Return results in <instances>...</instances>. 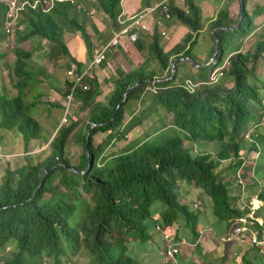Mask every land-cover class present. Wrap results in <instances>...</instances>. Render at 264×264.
Masks as SVG:
<instances>
[{
    "label": "trees",
    "instance_id": "obj_1",
    "mask_svg": "<svg viewBox=\"0 0 264 264\" xmlns=\"http://www.w3.org/2000/svg\"><path fill=\"white\" fill-rule=\"evenodd\" d=\"M120 1L96 0V4L116 22ZM242 5L243 20L236 30L215 31L219 52L208 68L223 66L226 33L234 38H245L251 33L252 19L245 11L244 0ZM168 7L171 19L189 31L183 42L165 52L160 46V36L155 33L150 54L158 69L140 67L119 77L104 103L96 102L100 91L94 78L84 76L78 83L67 79L64 98L72 94L78 113L86 111L87 123L79 127L77 117L76 122L59 127L49 143L48 139L43 142L39 122L29 115L36 105V101L28 98L34 83L30 68L32 52L24 50L22 44L31 38L44 40L49 45V57L69 58L63 28L69 26V31L76 28L87 39L77 18V14L86 12L67 3L57 4L47 13L40 9L21 12L10 42L17 93L9 95L0 86V130L15 133L25 153L33 142L39 141L47 145V150L40 152L35 162L26 159V166L17 174L18 180H14L9 168L5 170L0 185V250L4 252L10 244L15 248L9 255L0 256V264H74L73 258L78 256L87 258V264H137L127 255L125 243L135 238L131 234L146 240L147 227L151 225L154 229L156 224L166 230L181 222L197 239L200 207L193 208L192 203L189 208L182 202L180 186L207 196L214 218L226 224V230H231L241 216L229 201L231 183L224 182L216 166L228 160L230 166L239 168L247 158L242 156L244 134L255 132L264 123L261 93L264 77L256 75L257 61H264V41L257 44L254 53H236L229 58L221 76L232 79L230 89L221 82L213 84L209 78L201 77V69L196 78L184 77L187 73L184 70L179 73V68L189 62L180 59H194L192 49L202 29L200 14L192 0H185V9ZM6 11L7 7L0 5V69L5 57L1 50L8 38L4 29ZM225 16L226 11H221L210 30L227 26ZM70 61V58L65 61L64 66L69 67ZM174 61H177L175 74L170 79ZM76 65L77 75H81V65ZM137 82L141 84L130 90L123 101L126 90ZM186 82L200 85L190 91ZM160 114L171 115V123L161 120L162 128L154 125L143 140L120 154L107 157L103 147L94 146L97 134H106L108 142H119L144 121ZM93 124L86 141L87 129ZM256 138V144L249 145L246 153L260 156L256 167L264 171V148L259 140L262 137ZM71 142L82 149L76 165L70 163L66 153ZM184 142L192 145L187 147ZM199 143H215L214 153L194 151L192 147ZM91 158L94 162L88 173L79 175L69 170L84 171ZM45 172L47 176L36 189ZM236 187V195L241 194ZM259 198L264 200L261 194ZM156 202L163 204L160 212L151 211ZM252 228L260 237L264 221ZM250 252L242 256L240 263L233 264H264V253L254 247H250Z\"/></svg>",
    "mask_w": 264,
    "mask_h": 264
},
{
    "label": "crops",
    "instance_id": "obj_2",
    "mask_svg": "<svg viewBox=\"0 0 264 264\" xmlns=\"http://www.w3.org/2000/svg\"><path fill=\"white\" fill-rule=\"evenodd\" d=\"M192 1L197 6L200 14L202 29L199 34L208 33L210 35V33L212 32V30H210L211 24L217 19L218 14L223 10L226 11V16L223 18V20L227 24V26L223 27L231 28L236 25L239 19L241 5L238 0ZM76 2L77 4L82 6L83 11L86 12L77 14V18L79 25H83L84 27L87 39H84V36H82L81 32L76 28H74L73 31H69V26L63 28V41L68 51L69 58L71 59V61L69 62V67L64 66L65 61L69 60L68 57L54 60L48 56V52L47 55L45 53L46 57L43 56L44 51H42L41 49L38 50V48L43 45V43L45 42L44 40L39 42L37 38H31L30 40H33L32 42L28 40L27 42L22 44V47L28 42L34 45V48L32 50H29L31 52H35H32V59L30 64V68L34 73V83L31 90L28 91V98L32 99V101H36L35 108L38 109L39 120L44 119L43 117L45 115L46 119L51 120L53 118V116L51 115L53 110L58 109V111L61 112V116L55 120L57 121L56 126L51 129V131H49L48 135H55V133L59 129L60 120L63 115L62 106L64 103L65 82L67 81L66 72L71 66L76 68V72H78L76 63L80 64L81 67L79 71L81 73H84L86 77L94 78L97 81L100 93L96 99V102L104 103L112 93L115 82L119 77L130 73L131 71L137 70L140 67H145V69L147 70L154 71L158 69L155 60H153L150 54V44L155 33L160 36V46L165 52H169L175 45L181 44L184 40V37L189 32L186 27L182 26L171 18L164 21L161 27H158L156 22L159 18L163 17H160V13L150 14L143 21L144 25L148 27L149 31H140L139 29H136L135 31L138 35V38L135 43H131L130 41H128V39H121L118 45L108 48L105 53L106 59L100 65L93 66L92 60L96 52L101 47L106 46L118 31H120L124 26L128 25L129 21L127 19L129 17L136 15L137 13L145 9H152L162 3L173 5L179 9H185V2H181L180 0H121L120 12L117 16L116 22L111 21L108 16H106L99 9L96 4V0H76ZM244 2L245 11L252 19V31L247 36V38L245 37L246 44H243L239 50L237 49L231 52L230 55H227L226 58H230L236 53H254L257 44L264 41V0H244ZM161 30L165 32V35L163 37L161 36ZM23 49L26 50L24 47ZM192 56L194 58V62L201 64L204 62L203 58H199L197 55L194 56L193 49ZM210 57L211 56H207L205 61L207 62ZM108 58L110 59V61L108 60ZM197 59H200L201 62H197ZM105 62H108V65H105ZM185 66L186 65L182 66V71L184 70L186 72L187 70L185 69ZM223 68L224 65L222 66V69ZM216 70L219 69H214L213 73ZM259 70L264 72L263 59H259L256 63V71ZM258 76L260 77V75ZM48 114L49 117H47ZM77 117L78 119H80L79 127H82L85 123H87L86 111H79ZM260 135L262 138H264L263 132H261ZM46 138H44V140ZM100 138H103L102 141L100 140ZM106 138V134H97L96 136H94V146L103 147L104 152L105 149H115V153L113 154H118L117 148H119L121 141L116 142L115 140H112L108 142ZM49 142L50 141L48 139V143ZM71 144L73 145V147L78 148V146L74 144V142H71ZM209 144L212 143H208V145ZM208 145L204 144L203 146L208 147ZM215 148L216 144L214 143V147L210 149V153H214ZM248 149L249 145L244 144L243 150H245V154H242V156L246 155L247 158L242 163L243 173L247 172L248 175L251 170L254 173L252 178L248 176V184L245 185V189H239L242 191L245 198L255 195H258L259 197L260 194L264 197V186H262V182L264 181V171H261L263 173L262 178L256 176V166L259 163L260 156H257L256 159H253L254 157L249 159L248 155H250L251 153H246ZM41 150L36 155L27 154L24 152L26 155L25 160L28 159V161L30 162H35L36 156H38V154L42 152ZM251 155L253 156V154ZM0 157L15 158V154H1ZM222 164V168L218 172H225L226 166H230V162L228 160L222 162ZM24 166H26V162L25 165H21L20 167L16 168V171L22 170ZM7 168L9 167H5L3 173L0 175V185ZM9 170L11 171L10 168ZM16 171L11 172L16 173ZM233 185H235V183L232 179L231 184L228 186V189L230 191L229 201H232L231 205L232 207H235L237 200L239 199L241 194L236 195L237 191L235 190V186L233 187ZM258 185H260L262 189ZM192 193L198 196V198L192 200L191 202L200 203V212L197 213L198 226L196 228V231L199 233L198 238L193 239L194 237L192 236L190 231L184 229L182 233L178 232V236L176 235V237L173 239L168 235L167 231L164 230L160 224H156V226L154 227V232L157 234V238H159L161 242V254H159L161 260L159 264L240 263L243 255L251 253L250 246L241 244L234 239L230 240L229 242H222V239L226 237L227 233L229 232V230H226V224L218 223L216 218H214L212 214L211 200L207 196L203 195L202 193H198L197 190H192ZM185 198L186 197L182 199V202L186 203L187 200ZM260 201V209L262 207L264 210V200L260 199ZM258 211L256 212V218L261 223H263L264 218L258 215ZM262 214L264 215V211H262ZM157 218L158 216L156 215L155 219ZM156 227H160L162 231L166 232V234L169 236L168 239L171 240V244L174 247H180V254L176 256L175 260L172 262L166 261L164 259V251L166 247H169L170 245L166 242L167 240H165L162 233L156 230ZM136 239L138 238H130L129 241H134Z\"/></svg>",
    "mask_w": 264,
    "mask_h": 264
},
{
    "label": "rangeland",
    "instance_id": "obj_3",
    "mask_svg": "<svg viewBox=\"0 0 264 264\" xmlns=\"http://www.w3.org/2000/svg\"><path fill=\"white\" fill-rule=\"evenodd\" d=\"M235 36L231 35V33H226L224 38L227 40L226 43V57L227 55L229 56L231 52L235 51V50H239L243 44H246L245 39L247 38H234ZM195 38V37H194ZM30 42H32L33 40H29ZM30 42L26 43L23 47L29 51L32 50L34 48V45L31 44ZM3 49L1 50L2 53L5 54V57L3 59V61L1 62V69H0V86H2L5 91L9 94V95H14L17 93V90L14 88V83L16 82V79L14 78L12 71H11V63L14 60L13 54L11 53L10 48L6 49L5 47V43L3 44ZM41 49L43 52V56L46 57L47 52L49 51V45L47 42H44L42 46H40L38 48V50ZM193 50H194V56L197 55L199 58H203V61L206 62V57L207 56H213L214 53V41H213V37L208 33H202L197 35L196 37V41H195V45L193 46ZM35 52V51H32ZM46 53V55H45ZM34 54V53H33ZM37 54V53H35ZM210 57V59H211ZM209 59V60H210ZM36 60H37V56H36ZM108 60L110 61V59L108 58ZM201 62L200 59H197V62ZM208 61V60H207ZM203 62V63H204ZM215 62H211L210 64H214ZM229 63V58H226L224 61V69L227 68ZM105 65H108V62H105ZM185 69L186 71V75L184 77H195L198 76L199 71L197 68H195L194 66H192L190 63L186 64L185 63ZM201 69V73L203 78L208 79L210 83L216 84L217 82H221L226 88L230 89L233 86V82L231 78H223L221 76V71L223 70L222 67L220 68H216L219 70H216L214 73V69L213 67L208 68L203 67L200 68ZM222 69V70H221ZM64 70V69H63ZM179 73L182 72V67L179 68ZM33 71V70H32ZM256 75H260L262 77H264V72L263 71H256ZM179 83V82H177ZM192 84V83H191ZM187 85V82H186ZM200 84H192V89L195 90L196 87H198ZM262 95H264V91L261 92ZM74 114L77 116L78 111L77 108H74ZM29 115L34 117L40 124L41 126V135L42 138H48L49 141H51V139L53 138V135H48L49 131H51V129H53L56 124L57 121H55L57 118H59L61 116V112L58 111V109L53 110V112L51 113V115L53 116V118L51 120L46 119V115L43 117L44 119H40L38 118V109L34 108L31 109L29 111ZM49 117V114L48 116ZM126 119H128V115L125 116ZM62 118V117H61ZM160 118V119H159ZM163 120L165 123L170 124L171 123V115H165V114H160V115H155L152 118H150L149 120L144 121V123L142 124L141 127L136 128L135 130H133L131 133H129L126 138H124V140H122L120 142V146L119 148H117V152L118 154L124 152L125 150L128 149V147H130L131 145H135L138 141L143 140L144 139V135L145 133H151L154 130V125H156V127H161V123ZM162 128V127H161ZM166 132V131H164ZM251 133V135H249V139H245L244 138V143L245 145H251L252 143L256 144L255 139L256 136H260V133L263 132L264 133V123L260 124L257 129L255 130V132L249 131ZM50 137H48V136ZM46 138V139H47ZM103 138H100V140L102 141ZM259 140L261 142H263V148H264V138H259ZM45 142V140L43 141ZM43 142L39 141V142H33V144L29 147V153L27 154H32V155H36L41 149L47 150V145L44 144ZM0 153L1 154H15V158H11V157H0V175L3 173L5 167H9L11 169V171H16L18 167H20L21 165H25V162H27L25 160L26 155L24 153V147L22 144L21 139L13 132H8V131H4V130H0ZM185 146L189 147L192 144L188 143V142H184ZM208 145L207 143H199L197 146H193V150L194 151H200V152H207L210 153V149H212L214 147V143L209 144L208 147L207 146H203V145ZM259 146V144H257ZM209 149V150H207ZM41 150V151H44ZM244 151V150H243ZM82 152V149L79 148H75L73 147V145L70 143L67 146V157L70 161V163L72 165H76L78 162V158L80 156ZM113 153H115V149H105L104 152V156H109L112 155ZM0 154V155H1ZM264 154V153H263ZM103 156V157H104ZM252 157H254L253 159H256L257 154H255V156H252L251 154L248 155V158L251 159ZM6 158V159H5ZM106 158V157H105ZM252 159V160H253ZM30 162V161H29ZM33 162V161H32ZM101 164L104 163V159H102V161L100 162ZM222 163L217 164L216 169L217 171H219L222 168ZM20 171H16L13 173V178L14 180H18V173ZM220 176H222L224 178V182L230 184L232 179L236 182V175L238 173V168H233L232 166L227 165L226 166V171L225 172H219ZM253 171L251 170L249 172V174L247 175V172H244V176H242L243 179V183L244 185L248 184V176H250L252 178L253 176ZM263 173L261 172L260 168L256 167V176L258 177H263L262 175ZM235 186V187H234ZM260 186V185H258ZM262 186H264V181L262 182ZM233 187L235 188V190L237 191V187L236 185H233ZM185 186L181 187L179 189V195L180 198L183 199L184 197H186L185 199L187 200L186 203L189 206V208L192 205V200L198 198V196L194 195L192 193V190H188V189H184ZM261 188V186H260ZM262 189V188H261ZM259 192V191H258ZM197 202H194V204H196ZM163 204L160 202H156L153 204V206L151 207V211L152 212H160L162 210V206ZM263 208L261 207V209L258 211V215L262 218H264V215L262 214ZM179 221H183L182 219H179ZM150 226V227H149ZM147 227V233H148V238L146 240H142L139 235L137 234H131L133 235L132 237L138 238L134 241H129L126 244L127 247V255L133 260L135 261L137 264H159L160 263V249H161V242L159 240V238H157V234L154 232L153 227H151V225H149ZM184 229H187L183 223H179V224H174L171 226V228L166 229L167 233L170 235L171 238H175L176 235L178 236V232L182 233L184 231ZM188 230V229H187ZM191 233V232H190ZM14 245L10 244L6 247V249H4V252H2L0 250V256L2 255H9L10 252L14 249ZM146 255V257H145ZM148 258V259H147ZM73 263L74 264H87V258L82 257V256H78L77 258H73ZM50 264V263H49Z\"/></svg>",
    "mask_w": 264,
    "mask_h": 264
},
{
    "label": "built area",
    "instance_id": "obj_4",
    "mask_svg": "<svg viewBox=\"0 0 264 264\" xmlns=\"http://www.w3.org/2000/svg\"><path fill=\"white\" fill-rule=\"evenodd\" d=\"M181 2H185V0H180ZM67 3L72 6H75L78 10H83V7L77 4L76 0H0V5H5L7 7L6 16L4 18V29L7 33V40L5 42L6 49L10 48V42L14 38V32L16 31L17 22L21 12L31 9L37 10L40 9L42 12L47 13L51 11L57 4ZM153 13H160V17L156 22L158 27H161L164 21L169 20V7L168 4L162 3L152 9H145L136 15L129 17L127 20L129 21L128 25L124 26L120 31L116 33L113 39L106 45L101 47L95 54L92 65L98 66L100 65L105 59V53L108 48L114 47L118 45L121 39H128L131 43H135L137 41L138 35L136 33V29L140 31H149L148 27L144 25L145 18ZM123 24V23H122ZM165 32L161 30V36L163 37ZM85 76L84 73L81 75H77L76 68L71 66L66 72V79L70 82L78 83L80 82L81 78ZM187 88L190 91H193L191 82H187ZM86 89V88H84ZM75 103L73 102L72 94L66 95L64 98V103L62 106L63 115L60 120L61 126H66L71 124L72 122H76L77 116L74 114ZM250 132H246L244 134L245 139H249ZM243 173V165L239 167L238 173L236 177V185L241 189H245V185L243 183L242 176ZM200 203H196L193 205V208L198 209ZM261 201L258 195L252 197H246L241 191V195L237 200L236 206L234 207L237 209L241 216L235 221L232 226L233 228L229 230L226 237L222 239V242H229L230 240L234 239L241 244H246L250 247H254L260 251V253H264V230L262 231L261 236L257 235V232L253 230V225L257 223L259 226L262 223L256 218V212L260 209ZM156 230L161 232L166 242L170 245L166 247L164 251V259L166 261H174L176 256L180 254V247H174L171 244V240L168 239L169 236L166 234L165 231H162L160 227H156Z\"/></svg>",
    "mask_w": 264,
    "mask_h": 264
},
{
    "label": "water",
    "instance_id": "obj_5",
    "mask_svg": "<svg viewBox=\"0 0 264 264\" xmlns=\"http://www.w3.org/2000/svg\"><path fill=\"white\" fill-rule=\"evenodd\" d=\"M238 1L240 2V5H241V11H240V16H239V19H238L236 25L233 26V27H231V28L218 27V28L213 29L212 32H211V35H212V37H213V41H214V53H213V56L211 57V59L208 60L207 62L202 63V64H196V62H194V60H192V59H190V58H182V59H180V61H182V62H183V61H188L192 66H194V67L197 68V69H200V68L206 67V66H208L211 62L214 61V59L216 58V56H217V54H218V52H219V41H218L217 36L214 34L215 31H217V30H222V31H230V32H232V31L236 30V29L240 26V24H241V22H242V20H243V12H244V10H243V5H242V0H238ZM176 63H177V61H174V62H172V64H171L172 73H171V77H170V79H172V78L174 77V74H175L174 66H175ZM140 84H141L140 82H137V83H135L134 85H132L131 87H129V88L126 90L125 94H124L123 101H125L128 92H129L130 90L136 88V87L139 86ZM123 101H122V102H123ZM94 126H95L94 124H93V125H90V127L87 129V132H86V141H88V136H89L90 130H91ZM86 155L89 157V152H88V148H87V147H86ZM93 162H94V159L91 158V159L88 161V164H87L86 169H85L84 171H82V172H78V171H76V170L73 169V168H69V170H70L71 172H73V173H76V174H79V175H83V174L88 173V172L92 169ZM47 174H48V172H45V173L42 175V177H41V179H40V181H39V183H38L36 189H38V188L40 187L42 181H43L44 178L47 176Z\"/></svg>",
    "mask_w": 264,
    "mask_h": 264
}]
</instances>
